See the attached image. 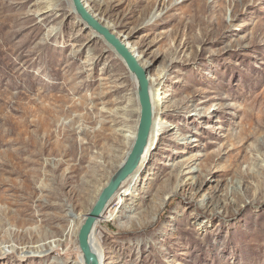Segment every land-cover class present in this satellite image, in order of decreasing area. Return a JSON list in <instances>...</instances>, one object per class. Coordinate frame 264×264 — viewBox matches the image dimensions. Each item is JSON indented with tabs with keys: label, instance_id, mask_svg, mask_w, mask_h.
<instances>
[{
	"label": "rangeland",
	"instance_id": "rangeland-1",
	"mask_svg": "<svg viewBox=\"0 0 264 264\" xmlns=\"http://www.w3.org/2000/svg\"><path fill=\"white\" fill-rule=\"evenodd\" d=\"M89 2L162 97L130 194L95 225L102 264H264V0ZM139 113L134 77L71 0H0V248L14 249L0 264H83L66 233Z\"/></svg>",
	"mask_w": 264,
	"mask_h": 264
},
{
	"label": "water",
	"instance_id": "water-1",
	"mask_svg": "<svg viewBox=\"0 0 264 264\" xmlns=\"http://www.w3.org/2000/svg\"><path fill=\"white\" fill-rule=\"evenodd\" d=\"M71 2L78 16L93 31L99 34L124 61L128 71L136 80V94L140 110L136 136L124 162L110 176L106 185L100 190L96 200L80 224L76 236L83 263L102 264L92 245V234L95 230V223L97 218L108 208L110 200L118 192L122 182L129 178L140 165L152 126V103L147 70L138 63L135 56L119 37L85 9L81 0H71Z\"/></svg>",
	"mask_w": 264,
	"mask_h": 264
},
{
	"label": "bare ground",
	"instance_id": "bare-ground-1",
	"mask_svg": "<svg viewBox=\"0 0 264 264\" xmlns=\"http://www.w3.org/2000/svg\"><path fill=\"white\" fill-rule=\"evenodd\" d=\"M52 1V0H50ZM82 1V4L83 6L85 7V9L94 17L96 18L101 24H103L104 26H106L112 33H115L116 36H118V31L116 29V25L113 23V22H110L108 20V18L102 14L101 10H98L96 8H94L93 5H91V3L89 2V0H81ZM132 52V54L135 56L136 60L138 61V63L144 68L147 70V67L149 66V61L148 60H145L143 58V55L141 54V52H138L136 50H130ZM147 77H148V82H149V93H150V98H151V103H152V126H151V129H150V133H149V137H148V142H147V145L145 147V151H144V154L142 156V159H141V162H140V167L139 169H141L142 167H144V162L146 160V157H147V154L150 152V149H151V143L153 141V138H155V136L158 134L157 132L159 131V129L156 127V121L159 119L161 113H162V110L159 109L160 107V104L162 102V97L159 96V81H157L156 78H153L152 75H149V73L147 72ZM136 81V80H135ZM137 88V86H136ZM138 110V109H137ZM138 120H139V117H138ZM138 125V123H137ZM137 125H136V128L132 127V130L130 131L129 130V134L126 135V134H123V139H125L126 141L124 142V144H126L128 147H127V152L126 154L124 155L127 156L133 142H134V139H135V136H136V130H137ZM124 141V140H123ZM193 141V140H192ZM126 158V157H125ZM125 160V159H124ZM124 162V161H123ZM122 162V163H123ZM122 164H120L121 166ZM119 166V167H120ZM118 167V168H119ZM117 168V169H118ZM116 169V170H117ZM138 169V170H139ZM115 170V171H116ZM114 171V172H115ZM138 178V174H134L133 176H130L129 178H127L126 180H124L119 188V190H122L123 188L126 189L125 190V194L122 196H128L130 193H128L129 191V188H130V185L132 184V182ZM108 182V181H107ZM106 182V183H107ZM106 185V184H105ZM104 185V186H105ZM129 186V187H128ZM117 194V193H116ZM122 197H121V201H122ZM102 216V215H101ZM100 216V217H101ZM100 217L97 218L96 220V223L98 222V220L100 219ZM82 221V220H81ZM81 223V222H80ZM95 223V225H96ZM95 232V230H94ZM94 232L92 234V245H93V249L94 251L96 252V254L98 255L99 257V260L102 261L103 260V254L101 253V251H99V249L97 248L95 242H94ZM76 235L77 236V233L73 232V231H70V232H67L66 235ZM64 235V234H63ZM67 236V237H68ZM62 238L63 237H59L57 240H55V245H48L47 247H44V246H41V245H37L35 246V248H21V251L18 253L20 255H27V254H37V255H42V254H46V253H49L50 251H53V250H56L57 248L60 247V243L62 241ZM63 243V242H62ZM99 247V246H98ZM79 248V247H78ZM65 252L67 253H70V250L68 249H64ZM14 252V249H4L3 247L0 248V255H5L7 253H12ZM100 252V253H99ZM84 264V263H83Z\"/></svg>",
	"mask_w": 264,
	"mask_h": 264
}]
</instances>
